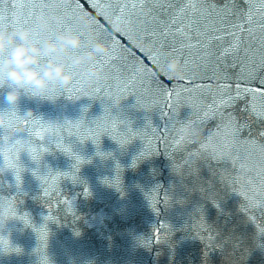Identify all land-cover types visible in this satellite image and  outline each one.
I'll return each mask as SVG.
<instances>
[{"label": "snow or ice", "instance_id": "1", "mask_svg": "<svg viewBox=\"0 0 264 264\" xmlns=\"http://www.w3.org/2000/svg\"><path fill=\"white\" fill-rule=\"evenodd\" d=\"M86 3L91 12L81 0H0V25H31L33 35L41 41L64 29L83 31L85 43L77 51L90 46L88 40L93 33L110 41V49L94 60L103 73L93 79V87L86 93L87 97L101 100L102 112L91 120L81 115L75 121L66 119L63 124L50 122L47 129L59 130L67 125L71 134L75 128L77 143L91 140L101 157L113 156L110 151L100 150L105 134L121 148L140 138L143 147L130 166L135 167L152 155L163 154L168 160L167 188L158 181L152 188L163 189L164 207L161 209L154 200L152 209L155 213L175 212L181 217L178 225H173L169 215L158 222L161 227L154 228L151 234L156 244L168 241L175 228L184 234L181 240L187 236L201 244V264H208L214 254H220L224 264H264V0H86ZM82 15L92 18L90 29L82 23ZM45 16L53 17L48 28L41 25ZM115 20L122 21L123 27L117 29ZM119 35L125 36L132 48L116 39ZM133 48L140 58L134 55ZM172 56L181 59L183 74H171L167 65ZM71 67L76 76L70 86L50 89L48 94L66 91L71 98L73 92L85 90L88 74L81 71L80 65ZM197 80L209 83L197 84ZM130 94H134L137 107L156 108L166 136L157 135L161 128L152 127L150 118L143 127H135L122 110L114 111L120 107L121 99ZM182 109L187 110L183 116ZM84 111L87 112V106ZM27 115L31 119L21 117L13 107L9 123L3 129L5 140L11 139L12 145L0 147V173L12 170L17 191L6 194V186L0 182V225L18 217L25 225H31L43 242L47 225L37 226L27 211H18L17 197L25 170L21 154L26 152L36 164L31 171L40 181V198L49 210L45 219L52 220L56 217L51 215L50 200L54 193L49 182L70 178L83 185L85 196L91 195L87 182L78 174L90 158L77 150V143L59 138L58 132L53 137L55 143L48 145L46 128L36 127L42 118ZM20 123L30 125L26 133L20 131ZM14 126L18 138L8 134ZM146 128L151 129V136ZM33 136L39 139L34 140ZM161 139L165 143L163 153L153 147V140L158 144ZM53 148L72 158L70 169L53 170L45 165L42 170L44 156ZM123 168L116 160L115 174L102 178L121 195H124ZM159 174L158 169H153V175ZM59 196L66 205L74 203L62 190ZM164 227L168 234L161 237ZM0 251L20 252L21 248L0 231ZM44 262L48 264L46 257Z\"/></svg>", "mask_w": 264, "mask_h": 264}, {"label": "water", "instance_id": "2", "mask_svg": "<svg viewBox=\"0 0 264 264\" xmlns=\"http://www.w3.org/2000/svg\"><path fill=\"white\" fill-rule=\"evenodd\" d=\"M84 7L91 12L92 9L86 3V0H81ZM95 14V13H93ZM59 15V14H57ZM82 17L84 19H82ZM53 17L45 16L41 19L42 27L48 28L51 26ZM90 20L91 22H87ZM81 21L90 29L93 20L87 15L81 16ZM114 26L120 27L114 23ZM30 29L28 43L34 47L42 46L46 41L55 42L59 45L57 52L58 62L66 64L68 70L72 71L76 76V71L71 65H80L81 71L90 75L92 66H99L94 63L95 58L101 53L89 55L95 51L97 41L103 39L96 36L94 33L88 40L89 47L83 51H77L81 45L85 43L83 31L72 29L60 30L55 35H47L41 41L33 35L31 25L8 27L0 25V29H4L8 33H14L17 29ZM79 33L81 43L75 45L67 43L66 39L69 35ZM137 38L134 33L133 39ZM21 37L16 36L15 40L19 42ZM122 44L132 48V44L128 39L119 35L116 36ZM110 42V41H109ZM10 45L9 51L11 47ZM134 55L140 58V53L134 48ZM43 53V61L40 64L41 68L45 67V62L56 53ZM6 53H0V62L3 61ZM84 56V60L77 62L78 56ZM131 58H129V63ZM147 63V61H144ZM169 87L166 77L161 76ZM204 84L209 81H195V83ZM181 86H185L183 82ZM213 84L216 81H212ZM191 86V85H187ZM93 87V79H89L88 85L83 92H73L71 98L65 92H56L47 94L44 97L33 96L31 94L22 95L19 103L16 106L9 105L5 100V95L8 90V85L0 87V107L15 109L18 114L27 119H31L27 115L29 110H32V117H40L42 121L36 127H45L44 135L48 138V145L55 143L53 137L59 134V138L66 143L76 144L79 141L76 129H71L65 125L59 130L47 129V124L50 122L75 121L81 115L91 120L96 115H99L103 110V105L100 99L87 97L86 93L91 91ZM57 87L55 89H60ZM53 89V88H52ZM87 106V112L84 111ZM122 110L129 119L132 120L135 127H143L148 118L153 121L152 127L159 125L161 131L157 133L161 137L166 136L163 132V124L159 117V112L155 107L150 106L148 110L136 106L134 94L121 99L120 107L114 111ZM186 109H182L181 115L186 114ZM21 132H27L30 125L20 123L18 125ZM148 136L152 135L151 129H145ZM9 136L15 137V126L8 133ZM5 132L0 129V147H11L12 140L5 142L3 137ZM18 138V137H15ZM27 139V136H25ZM34 140L38 137L33 136ZM146 143V141H145ZM46 145V146H48ZM77 150L80 151L86 158V161L79 169V176L86 181L91 195L85 196L82 192L83 185L78 182L71 181L70 178H59L55 182L50 181V191L54 194L50 202L53 207L51 215L56 217L55 220L45 219L48 215V208L40 198L42 191L40 181L33 175L31 169L36 167L34 161L25 152L21 154V160L25 165L23 172V182L20 186V196L17 197L20 201L18 211H27L30 218L37 226L41 224L47 225V236L45 241L38 240L37 233L31 225H25L22 219L18 217L9 218L3 225H0V231L5 235H9L13 245H19L20 252H2L0 251V264H45L44 258L48 260V264H87L92 261L93 264H201V244L195 239H188L187 236L183 240L180 239L183 233L175 231L174 235L168 241L156 244L154 237L151 235L156 227H161L158 223L165 220V216L171 217L173 225L180 223L181 217L175 212L169 211L165 213H155L151 205L155 203L163 209L164 207V191L163 189L152 190L153 185L158 181L163 188H167V180L169 178L168 160L163 154L152 155L140 160L135 167L130 166L132 159L143 147V141L140 138H135L126 147L121 148L117 141L113 140L109 135L105 134L101 138L100 150L104 152H112L113 156L101 157L97 155V145L91 140L77 143ZM153 147H156L160 153L164 152L165 143L161 139L157 144L153 140ZM119 160L124 168L123 173V189L124 195L115 187L103 182V177H111L115 174V162ZM73 160L60 150L54 149L45 154L41 164L50 166L53 170H68L71 168ZM0 164H2V156H0ZM153 169H158L160 174L153 175ZM0 182L5 184V193L8 191L16 192L17 186L12 170H6L0 173ZM62 190L63 195L72 201L71 205H66L63 198L59 196ZM167 223V221L165 222ZM79 231V234L76 233ZM167 228L164 227L161 231V237L167 236ZM39 249V250H37ZM208 264H224L223 257L220 254H214L209 258Z\"/></svg>", "mask_w": 264, "mask_h": 264}, {"label": "clouds", "instance_id": "3", "mask_svg": "<svg viewBox=\"0 0 264 264\" xmlns=\"http://www.w3.org/2000/svg\"><path fill=\"white\" fill-rule=\"evenodd\" d=\"M82 19L84 18L82 17ZM87 22L91 21L88 20ZM114 23L120 28L123 27V22L120 20H115ZM16 36L23 39L17 42ZM29 36L30 29L28 28L17 29L11 34L0 29V53H6L3 61L0 62V87L8 85L5 100L12 106H16L24 94L44 97L52 88H67L75 78V74L67 69L66 64L57 60L59 45L49 40L40 47H34L27 42ZM67 43L79 45L81 43L80 34L69 35L65 47ZM10 45L14 46L9 51ZM110 47L111 44L108 40L101 39L96 42L95 51L89 55L94 56L96 52H106ZM44 52L56 53V55H52L45 62V67L41 68L40 64L44 59ZM84 58L82 55L78 56L77 62L84 60ZM167 66L174 76L183 74L185 71L181 59L177 56H172ZM89 71V79H95L96 76L103 73V68L92 66ZM27 114H32V110H29ZM9 117L10 109L0 107V129H4L8 125ZM3 140L7 142L4 137Z\"/></svg>", "mask_w": 264, "mask_h": 264}]
</instances>
